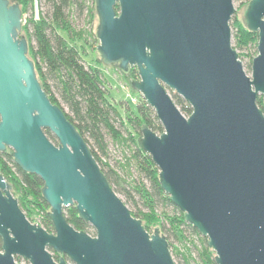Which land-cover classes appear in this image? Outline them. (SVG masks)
Masks as SVG:
<instances>
[{"label":"water","instance_id":"1","mask_svg":"<svg viewBox=\"0 0 264 264\" xmlns=\"http://www.w3.org/2000/svg\"><path fill=\"white\" fill-rule=\"evenodd\" d=\"M95 9L102 64L137 68L131 88L164 129L145 125L138 141L166 195L208 238L216 264H264V0L245 12L259 35L251 75L232 44L233 0H95ZM22 19L19 2L0 0V152L43 179L54 230L27 217L0 174V264H177L161 229L132 214L42 88ZM169 89L191 105L189 117ZM71 206L94 235L67 221Z\"/></svg>","mask_w":264,"mask_h":264},{"label":"trees","instance_id":"2","mask_svg":"<svg viewBox=\"0 0 264 264\" xmlns=\"http://www.w3.org/2000/svg\"><path fill=\"white\" fill-rule=\"evenodd\" d=\"M234 1L250 3V0ZM14 2H19L21 5L23 12L21 34L28 40V55L35 63L42 88L45 89L50 100L65 111L78 132H81L111 187L118 194L126 197L125 203L131 208L132 214L142 219L145 229L149 232L155 231V227L161 229L169 241V247L173 249V239L179 236L184 238L186 231L200 236L198 229L186 221L184 212L175 206L169 195H166L161 185L159 167L152 161L151 155L140 147L134 132L129 130L133 129L141 134V128L146 125L154 132L162 133L164 129L155 110L142 99L136 105L137 111H132V115L124 114L109 96L102 69L99 66L86 64L79 48L68 42L77 40L88 44L91 40L97 43V35L91 28L96 16L95 0H46L52 11L49 15L51 22L43 15L40 16L39 21L34 16L26 18L34 7V0H14ZM74 18H82L84 26L77 28L73 24ZM232 25L235 39L233 47L237 51L246 50L243 54L239 53V58L242 61L244 58H249L247 64L249 66L258 53L259 35L255 31L251 32L247 25L237 19H233ZM128 74L131 80L139 77L136 68H132ZM172 95L176 106L183 115L189 117L192 112L191 105L181 95L174 92ZM257 102L264 113V96H258ZM65 107L68 108L67 111ZM46 134L53 143L58 144V139L53 133L46 130ZM106 135H110L115 142L129 148L130 156L126 158L125 165H122L127 175L121 174L109 162L102 159V154L106 155L108 149V144L105 142ZM11 153L8 150L0 152V174L10 183L11 191L18 198L21 209L27 217L33 221L31 215L38 212L41 216V225L48 232H52L54 225L49 216L50 205L43 197V179L37 174L24 172L15 163ZM132 169H135L136 177L133 176ZM160 206H172V216L164 212L159 213ZM64 211L67 221L77 230L95 234L90 223L80 218L76 206ZM1 245L0 237V248ZM185 250L184 253L173 250L184 264H216L214 250L207 242L198 247L201 263L194 261L189 246L186 245ZM53 256L57 261L60 259L55 252ZM16 258L23 260L19 256Z\"/></svg>","mask_w":264,"mask_h":264},{"label":"rangeland","instance_id":"3","mask_svg":"<svg viewBox=\"0 0 264 264\" xmlns=\"http://www.w3.org/2000/svg\"><path fill=\"white\" fill-rule=\"evenodd\" d=\"M10 1L14 2V0H10ZM233 3L235 5L236 11L234 12V15L232 16V19L230 21V25L233 26L232 25L233 19H237L238 21H240L244 25H246L247 21H246L245 12L249 6V3H240L239 1H234V0H233ZM51 12L52 11L50 10L49 5H47L46 0H34V7L26 15V18L29 19L30 17L34 16V18L37 21H39L40 16L43 15V16H47L48 17L47 20L51 22V20L49 18L50 17L49 15H51ZM93 20L94 21L91 24V28H92V31H94L97 35V26L99 24L97 10H96V16ZM73 21H74L73 24L75 26H77V28L80 26H84V20L82 18H74ZM59 32L62 33V31H60V30H59ZM232 36H233V28H232ZM234 40L235 39L233 36V39H232L233 46L235 44ZM68 42L71 45L79 48L81 54H83V57L86 61V64L93 65L94 67L99 66L102 69L104 79H105V84H106L107 88L109 89V96L112 97L114 102L119 105V107L121 108V111L124 112V114H126V115L127 114L132 115V111L133 112L137 111L136 105L139 104L142 101V99L144 100L143 96L141 94H139L138 92H136L135 90H132L131 85H129L130 82L132 81L130 78L131 76L127 72L120 69L118 67V65H113V66L107 67L104 64H102L101 55L97 50V45L99 44L98 37H97V43H95L91 40L88 41V44H85V43L77 41V40H75V41L69 40ZM243 52L245 53L246 50H243V51L238 50V53L243 54ZM243 60H244L243 62H244L245 69L247 70L248 74L251 75V72H252L250 69L251 64H249V66L247 65L249 63V58H244ZM168 91H169L170 95H172L174 92L170 89ZM172 97H173V95H172ZM65 110L67 111L68 108L65 107ZM129 130L134 132L135 139L138 140L139 137L141 136V134L137 133L133 129H129ZM127 134L128 133L126 132V135ZM105 142H107V144H108V149H107L106 155L102 154V156H101L102 159L104 161L109 162V164H111L112 167H115L121 174L127 175V173L125 172L126 169L124 170L122 165L123 164L125 165L126 158L130 156V152H128L129 148L126 147L125 145L122 146L121 144L115 142L110 137V135H106ZM99 153H101V152H99ZM132 170H133V172H132L133 176L136 177L137 173H136L135 169H132ZM119 196L122 197L124 201L126 200V197H124L122 194H119ZM160 212L161 213L162 212L168 213L169 216H172L173 207L172 206L171 207L160 206L159 213ZM36 213L34 212V214L31 215V216H33L32 222L37 223V224L38 223L42 224L41 223V216L38 214V212H36ZM153 231H151V233H153ZM173 241H174V249L175 250H178V251L184 253L186 251L185 248L187 245L192 250V258L194 259V261H197L199 263L202 262V261H200L198 247H200L202 243H206V242L208 243L207 237L205 238L201 234H200V236H198L196 234H193V233L191 234L188 231H186L184 238L182 236H179L178 238L173 239ZM174 249L170 248V251L172 253V256H173L175 262H177V264H184V262H182L180 260V258L176 256V254H175L176 252L173 251ZM17 261L22 262L23 264H27V261L25 259H23L22 261H20V260H17ZM70 264H72V263L70 262Z\"/></svg>","mask_w":264,"mask_h":264},{"label":"flooded vegetation","instance_id":"4","mask_svg":"<svg viewBox=\"0 0 264 264\" xmlns=\"http://www.w3.org/2000/svg\"><path fill=\"white\" fill-rule=\"evenodd\" d=\"M132 68H136V67H135V66L130 67L129 70H128V72H129ZM136 69H137V68H136ZM128 72H127V73H128ZM1 239H2V238H1ZM53 254H54V253H53ZM59 256H60V255H59ZM61 257H62V256H60V258H61ZM66 259L69 260V258H68L67 256H66Z\"/></svg>","mask_w":264,"mask_h":264}]
</instances>
